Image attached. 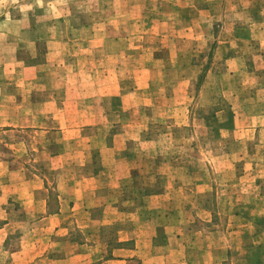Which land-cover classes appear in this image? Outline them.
<instances>
[{
    "label": "rangeland",
    "instance_id": "374dc122",
    "mask_svg": "<svg viewBox=\"0 0 264 264\" xmlns=\"http://www.w3.org/2000/svg\"><path fill=\"white\" fill-rule=\"evenodd\" d=\"M214 1L0 0V264H264V0Z\"/></svg>",
    "mask_w": 264,
    "mask_h": 264
},
{
    "label": "crops",
    "instance_id": "0c3cea01",
    "mask_svg": "<svg viewBox=\"0 0 264 264\" xmlns=\"http://www.w3.org/2000/svg\"><path fill=\"white\" fill-rule=\"evenodd\" d=\"M183 2L182 5H180L181 3L180 2ZM204 2H207V7L205 8H199L198 7V1L196 0H178L177 4L179 6H184L185 8H182V10H187V11H193L195 14H205V15H208L210 16L209 19L212 20V18L216 15V13H212V5H215V2L214 0H203ZM190 9V10H189ZM213 16V17H212ZM232 39L228 38V39H223V40H219V38H217V51L219 48H227V46H229L231 44ZM235 61H239V58L236 56L234 58H227L226 62L227 63H230V64H233ZM116 147V146H115ZM114 147V148H115Z\"/></svg>",
    "mask_w": 264,
    "mask_h": 264
}]
</instances>
